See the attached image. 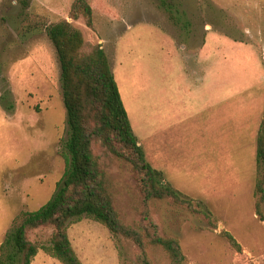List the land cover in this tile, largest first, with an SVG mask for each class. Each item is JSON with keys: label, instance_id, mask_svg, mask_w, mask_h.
I'll use <instances>...</instances> for the list:
<instances>
[{"label": "rangeland", "instance_id": "1", "mask_svg": "<svg viewBox=\"0 0 264 264\" xmlns=\"http://www.w3.org/2000/svg\"><path fill=\"white\" fill-rule=\"evenodd\" d=\"M166 1L89 0V28L70 18L75 0H0V245L19 217L53 197L66 172L61 68L43 28L67 19L82 30L87 52H106L147 161L203 202L218 224L156 202L151 213L162 233L180 240L189 264H264V222L254 197L264 0ZM171 5L184 14L181 25L170 20ZM110 170L121 219L141 224L146 207L131 166L115 160ZM51 235L46 228L29 238L47 243ZM69 237L82 264H139L133 242L117 241L92 219L72 223ZM150 254L154 264H170L161 250ZM33 264L61 263L40 251Z\"/></svg>", "mask_w": 264, "mask_h": 264}, {"label": "trees", "instance_id": "2", "mask_svg": "<svg viewBox=\"0 0 264 264\" xmlns=\"http://www.w3.org/2000/svg\"><path fill=\"white\" fill-rule=\"evenodd\" d=\"M160 1L162 7L168 6L166 0ZM175 9L172 5L168 9L170 20L181 25L184 14ZM70 18L73 21L84 19L87 26L93 28L89 0H75ZM43 29L56 49L61 68L63 102L70 131L65 156L67 168L53 197L40 210L19 217L6 234L0 245V264H33L40 251L61 264H82L72 246L69 229L72 223L84 217L106 227L117 241L133 242L138 249L139 264H154L150 254L154 249L161 250L170 264H189L180 240L162 233L152 216L151 205L173 203L203 217L216 229L218 224L213 213L203 202L167 183L164 174L147 161L133 133L106 52L100 46L87 52L82 30L67 19L44 25ZM96 149H100V154ZM256 157V215L264 222V118L258 133ZM115 160L131 166L132 177L146 207L141 224L129 225L120 217L110 170ZM46 228L52 229L49 242L30 240L31 232ZM222 234L233 249L242 252L230 232Z\"/></svg>", "mask_w": 264, "mask_h": 264}]
</instances>
